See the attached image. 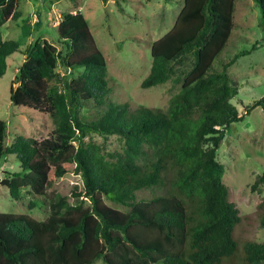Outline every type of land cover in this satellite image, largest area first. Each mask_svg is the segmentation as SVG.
<instances>
[{
  "label": "trees",
  "instance_id": "obj_1",
  "mask_svg": "<svg viewBox=\"0 0 264 264\" xmlns=\"http://www.w3.org/2000/svg\"><path fill=\"white\" fill-rule=\"evenodd\" d=\"M21 1L0 0V24L21 15ZM235 1L182 0L172 27L150 42V71L140 87L171 78L180 85L165 109L108 100L106 59L80 11L59 14L55 41L38 37L22 46L0 35V78L8 57H24L10 104L54 123L44 138L12 131L8 142L0 119V160L13 157L20 165L2 171L1 185L14 198L23 188L39 198L53 191L43 221L0 212V264H264V242L247 240L239 251L234 231L241 217L217 158L230 125L264 109V96L243 113L231 102L238 86L227 69L247 51L213 68L233 29ZM254 1L264 25V0ZM92 102L103 111L83 116ZM90 133L121 137L122 151L105 157L98 144L86 142ZM69 173L82 182L73 203L54 188ZM146 188L159 192L137 199Z\"/></svg>",
  "mask_w": 264,
  "mask_h": 264
},
{
  "label": "rangeland",
  "instance_id": "obj_2",
  "mask_svg": "<svg viewBox=\"0 0 264 264\" xmlns=\"http://www.w3.org/2000/svg\"><path fill=\"white\" fill-rule=\"evenodd\" d=\"M50 4L53 10L48 15L44 8ZM181 6L182 0H22L19 5L21 15L9 22L2 21L0 35L3 40L13 39L22 46L29 39L38 37L55 41L56 25L53 24H56L59 14L80 11L106 59L110 86L108 100L117 104L127 103L131 109L138 106L165 109L180 85L172 78L150 88H141L140 83L150 71V42L172 27ZM243 51L248 53L240 55L227 69L238 86L231 102L241 113L246 105L264 96V25L254 0L235 1L233 29L225 47L214 60L213 68L221 70L219 64L222 61ZM21 59L18 53L9 57L6 72L0 78V119L7 124L8 142L14 138L12 131L41 139L54 127L49 115L10 104L9 91L14 86L17 61L19 63ZM82 71L73 70L68 80L76 78ZM103 109L104 105L99 107L92 102L81 110V114L96 118ZM85 140L98 144L107 158L122 151L124 146V140L116 135L105 139L90 133ZM217 158L224 166L223 182L228 187L229 200L235 203L241 217L234 231L239 251L247 240L264 242V227L261 226L264 180H258L264 175V109L256 107L242 121L230 125L218 147ZM19 170L20 165L15 158L0 160V180L4 176L2 171ZM54 188L73 203V194L82 189V182L79 175L69 173L58 178ZM52 192L48 191L47 198H39L23 188L20 197L14 198L0 183V212L27 214L43 221L49 213ZM157 192L153 188L140 189L136 197L150 198ZM107 203L124 209L113 202ZM94 264L104 263L97 260Z\"/></svg>",
  "mask_w": 264,
  "mask_h": 264
},
{
  "label": "crops",
  "instance_id": "obj_3",
  "mask_svg": "<svg viewBox=\"0 0 264 264\" xmlns=\"http://www.w3.org/2000/svg\"><path fill=\"white\" fill-rule=\"evenodd\" d=\"M48 7H49V11L51 12L53 9H52V4H50V5H48ZM51 14V13H50ZM11 20H13V19H11V18H9V19H7L6 20V22H9V21H11ZM53 25H57V24H53ZM41 38H44V37H41ZM46 39V38H45ZM32 40H34V39H29V41L28 42H31ZM50 41H52V40H50ZM11 57V56H10ZM21 57H22V59H21V61L18 63V61H17V64L19 65L21 62H22V60H23V56L21 55ZM9 58V57H8ZM7 58V59H8Z\"/></svg>",
  "mask_w": 264,
  "mask_h": 264
},
{
  "label": "water",
  "instance_id": "obj_4",
  "mask_svg": "<svg viewBox=\"0 0 264 264\" xmlns=\"http://www.w3.org/2000/svg\"><path fill=\"white\" fill-rule=\"evenodd\" d=\"M44 2L46 1V0H43ZM45 13H47L48 15H50V11H49V7L48 6H45Z\"/></svg>",
  "mask_w": 264,
  "mask_h": 264
},
{
  "label": "built area",
  "instance_id": "obj_5",
  "mask_svg": "<svg viewBox=\"0 0 264 264\" xmlns=\"http://www.w3.org/2000/svg\"><path fill=\"white\" fill-rule=\"evenodd\" d=\"M58 20H59V18H56V21L54 23L58 24Z\"/></svg>",
  "mask_w": 264,
  "mask_h": 264
}]
</instances>
